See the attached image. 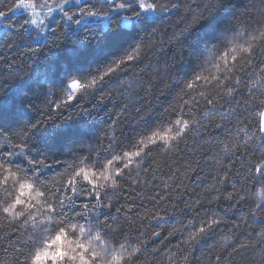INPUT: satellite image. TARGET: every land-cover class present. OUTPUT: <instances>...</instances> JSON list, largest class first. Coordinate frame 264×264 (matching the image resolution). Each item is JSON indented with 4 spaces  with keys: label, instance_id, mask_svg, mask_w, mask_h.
<instances>
[{
    "label": "trees",
    "instance_id": "1",
    "mask_svg": "<svg viewBox=\"0 0 264 264\" xmlns=\"http://www.w3.org/2000/svg\"><path fill=\"white\" fill-rule=\"evenodd\" d=\"M39 2L43 3V0ZM122 2L129 5L127 11H111L106 19L83 18L79 25L67 22L63 13L57 10L48 21L46 35L42 39H37L31 26L20 27L31 18L24 10H14L5 21H0V160L11 158L13 168L23 169L25 174L39 180L53 200L56 199V190L64 185L67 174L74 169H92L98 173L97 181L104 182L99 172L112 153L122 155L124 151H135L139 140L144 138L139 133L151 130L159 123L150 118L138 124L144 109L151 107L152 101L165 92L158 103L163 105L171 100L161 117L166 129L172 128L176 119L186 118L188 112L195 111L194 107L186 108L185 100L190 105L198 102L203 106L204 98L200 93L214 94L217 88L212 77L225 75L223 68L213 67L214 51L208 53L201 67L203 58L226 30H231L230 25L238 16L242 22L253 21L262 8L261 0H176L175 8L172 0H157L169 11L141 12L139 16L124 19L130 12L139 11V5L137 0ZM151 2L147 0V3ZM47 3L59 9L63 0H47ZM9 5L15 7L13 0H0V9ZM80 5L99 14L107 12L103 2L98 0L83 1ZM80 5L69 3L65 9L78 12ZM209 8L215 11L181 37L174 47L169 41L173 29L178 35L181 29L191 26L190 21ZM158 25L159 32L152 38L156 41L155 49L150 51L145 45L138 53L148 56V68L141 73L143 86L134 93L138 98L118 96L117 91L111 89V85L118 82L117 78L84 99H81L83 89L71 90L69 85L73 79L83 83L94 74V70L99 71L113 60L117 61L112 68L119 72L116 68L120 63L118 59L140 42L147 31ZM52 29L56 30L55 33ZM37 44L41 49L34 53L31 49ZM139 66L142 67L143 62ZM241 66L247 71H242ZM196 76H204L207 82L196 80ZM227 76L231 81L242 78L238 87L244 95H248V89H254L259 98V89L264 85L260 77L264 73H260L258 68H248L241 62ZM192 77L193 80L188 81ZM186 81L193 83L192 89L184 87ZM98 87L94 85L89 91ZM69 95L75 97L70 105ZM236 98L243 99L240 96ZM202 116L203 112H200L195 118ZM245 116L256 123L255 113H245ZM38 120L44 123L25 137V129L37 124ZM228 126L235 132V122ZM208 133L215 136L211 126ZM201 134L210 138L203 129ZM232 138L227 136L222 138V142L213 141L212 152L205 151L208 145L199 136L173 141L172 148L158 142L143 150L145 154L139 164L125 170L131 175L122 176L118 188H107L102 192V195L107 193L104 199L114 208L122 209L119 216L113 212L120 223L111 231L104 226L106 231L121 242L128 239L146 242V250L139 257L138 264H218L217 256L222 257V264H259L257 252L260 244L256 243L260 240L256 235L260 231L259 226L248 227L245 224L238 230L235 224L248 212L249 205L264 198L261 189L256 185L252 190L253 185L248 183L243 190L245 200L225 212L230 205H235L240 179L232 177L237 180V188L233 189L227 178L217 175L221 166L212 159L213 153L231 142ZM250 143L254 145L255 141ZM17 144L22 148H17ZM221 156L226 161L229 159L223 153ZM28 160L35 161V171ZM40 161L44 162L43 165ZM239 166L240 161L236 160L235 167ZM112 167L116 168L117 164L113 163ZM220 179L224 180L222 185L217 184ZM81 186L90 187L82 178L79 180L75 203L69 208L71 202L65 200V215L60 214L63 218L84 222L95 219V213L101 211L99 208H84V204L95 202L87 194L79 192ZM228 192L233 194L232 201L224 198ZM257 193H260L259 197ZM157 194L165 199L158 202L152 199ZM59 195L63 198V193ZM210 210L227 220L222 225L223 231L210 233L198 244L190 246L187 241L193 229L186 225L192 220L198 227L201 219H211ZM157 215L168 216L169 221H160L164 226L159 227L154 218ZM99 220L105 225L104 217ZM108 223L115 222L109 220ZM154 231L160 232V236L154 237ZM225 236L230 239L225 241ZM33 243L29 232L21 228L19 222L8 223L0 216V264H22L24 251ZM238 243L249 246L233 251L232 245ZM17 247L23 251L17 252Z\"/></svg>",
    "mask_w": 264,
    "mask_h": 264
},
{
    "label": "snow or ice",
    "instance_id": "2",
    "mask_svg": "<svg viewBox=\"0 0 264 264\" xmlns=\"http://www.w3.org/2000/svg\"><path fill=\"white\" fill-rule=\"evenodd\" d=\"M74 2L77 5H80V0H63V3L59 5V11L63 13L64 19L72 24L79 25L82 22L83 18H94L99 17L106 19L111 11L114 10H124L127 11L129 5L122 2V0H103V5L107 9L105 14H99L97 11H92L86 9L84 5H80L78 12H75L71 9L66 10L65 5ZM139 5V11H132L128 15L124 17V19H130L136 16H139L141 12H146L149 10L152 11H165L167 10L166 5H161L157 3V0H152L151 3H147L146 0H137ZM13 7L9 5L6 9H0V21H5L8 15L17 9H31L33 15H37L35 12L36 7H48L47 0H43L41 4L39 0H35L34 3H26V0H13ZM172 7H177L176 4H172ZM55 10L51 7L48 8V15L51 14ZM25 25L34 26L37 32V36L42 35L43 31L48 27L46 25L45 20H37L28 18L24 21V24L20 25L21 28H24ZM5 26H10L5 24ZM53 33H55V29H52ZM35 37V39H36ZM41 49V45L37 44L36 47L32 48L31 51L37 53ZM139 49L137 50V55L139 53ZM245 52H250V49L245 48ZM135 60V56L129 55L126 57V60L121 61L120 63H132ZM232 63H235V58H233ZM248 68H258L260 73H264V49H261V54L259 56H252V59L245 62ZM242 71H247L244 66H241ZM114 69L110 68L108 72L104 73L100 76L101 80H104L106 76L110 75ZM201 78L198 76L196 80H200ZM207 82V78H203ZM261 80H264V76L260 77ZM216 88L217 91L214 94H206L201 92L200 95L204 98V104L201 106L198 102L193 106L190 105L187 100L184 101L186 108L194 107L195 111L188 112L186 118H178L174 122L175 131L173 128H168L163 133L155 132L149 136H146L139 140L138 145H136L135 151H124L122 155H118L115 152L108 158V163L104 165V167L100 170L99 176L100 179L104 181V184H101L97 181L96 177L98 173L92 169L88 168H79L78 170H73L67 174L66 181L63 186L56 190V199L59 201L60 206V214L65 215V200L70 201L69 208L72 207V204L75 203V197L78 194L77 185L79 180L82 178L83 181L90 187L81 186L79 189L80 193L87 194L92 201L95 203L92 204H84V208L88 209L91 207L92 209L99 208L101 211L95 213V217L99 219L100 217H104L105 219V227L111 231L116 225L120 223L119 220L116 219V216L122 214V209L120 207H113L112 203L106 201L104 199V195L102 193H98V189L104 188L107 189V185H112L113 189L118 188L119 181L122 176L131 175L130 172L125 171L131 169L133 164H139L144 155V149H150L151 145H156L158 142H163L168 148H172V142L181 140V138H186L187 136L197 137L204 140V143L208 145V148L205 149L206 152H212L213 149V141H221L222 138L227 136H232V140L229 143L223 145V147L214 152L212 155V159L215 160L217 165L221 166V170L217 172V175H222V177L227 178L228 182L231 184L233 189L237 188V180L232 177L240 179V191H238L237 196L235 197V205H230L229 209H225V212L229 211L231 208L236 205H240L241 201L245 200V195L243 194V190L246 189L247 184L251 183L253 185V189L256 185H258L261 189V196L264 197V85L259 89L260 96L257 98L256 91L254 89H248V95L245 96L243 90H241L238 86L242 84V78L237 77L234 81H231L230 78L227 77H215ZM95 84V81L92 82ZM193 83L188 85L189 89L193 88ZM69 87L73 90L80 89L82 84L79 80L73 79L69 85ZM247 87V85H245ZM243 97L242 100H238L236 97ZM73 97L69 95L68 101H71ZM200 112H203V116L200 119H196ZM245 113H255L256 114V123L253 124L252 120L248 119L245 116ZM219 117V119H216ZM243 117V118H242ZM49 119L51 120V115L49 114ZM207 122V123H205ZM227 122V123H225ZM235 122V132H233L232 128L228 125ZM44 122L38 120L37 124L32 125L31 128L25 129L24 135L27 137L32 129L36 128L38 125H42ZM209 126L212 127L215 132V136H212L208 133ZM201 129L204 130V133L207 134L210 138H205L204 134H201ZM241 133H243V137H241ZM255 141L253 145L252 141ZM17 148H22L20 144L16 145ZM111 147V145H110ZM257 152L259 155H257ZM223 153L225 156L229 157L226 161L222 156ZM11 153L8 154L11 157ZM8 160H0L3 162L11 161ZM236 160L240 161V166L238 168L235 167ZM41 165H43V161H40ZM116 163L117 167L113 168L112 164ZM28 164L32 165L33 171H35V161L28 160ZM3 167V163H0V168ZM235 169V170H233ZM20 171H24L23 169H19ZM38 176V174H37ZM224 180H217V184H223ZM28 187L31 185L25 181V183L21 184V188ZM219 191V189H217ZM60 193H63V198H61ZM71 193V195H68ZM39 193H37V196ZM225 199L232 201L234 199L233 194L228 192ZM152 199L164 200L165 197L163 195L157 194ZM21 201L17 200L15 204L10 205L5 208L4 211L10 214H16V207L20 204ZM131 212V209L128 210ZM113 212H115L116 216H113ZM211 219H201L199 226L189 220L188 225L186 227H190L193 229L190 234V238L187 243L191 246L193 243L198 244L200 240L205 239L210 233H213L217 230L223 231L222 225L227 223V220L224 216L218 215L214 210H210ZM158 222L159 227H163L164 224L159 223L160 221L168 222V216L157 215L154 217ZM109 220L114 221L115 223H108ZM248 227L259 226L260 231L256 233L257 236L260 237V240L264 242V198L260 199L259 202H255L254 204L249 205V210L246 214L240 217V222L235 224L236 229H241L244 225ZM231 232L232 229L230 228ZM154 237H159L160 232L154 231L152 233ZM225 241L229 240L228 236L224 237ZM146 246V242H145ZM247 243H238L233 244V251H237L238 249H243L248 247ZM254 246V245H253ZM83 247V246H81ZM17 252H22L23 249L20 247L16 248ZM39 259V255L37 256ZM119 259V258H117ZM216 260L218 264H222V257L217 256ZM19 264V262H18Z\"/></svg>",
    "mask_w": 264,
    "mask_h": 264
},
{
    "label": "clouds",
    "instance_id": "3",
    "mask_svg": "<svg viewBox=\"0 0 264 264\" xmlns=\"http://www.w3.org/2000/svg\"><path fill=\"white\" fill-rule=\"evenodd\" d=\"M261 3V11L253 21L242 22L238 16L232 22L230 25L231 30H226L222 38L211 46L203 58L201 67H203L208 53L214 51L216 55L213 58V67L223 68L225 70L224 77H227V73L232 71L237 64L245 63L251 60L252 56L261 54V49H264V0H261ZM159 4L164 5L163 3ZM172 4H176V0H172ZM167 11L169 9L159 12L166 13ZM214 11L213 8H209L207 11L202 12L195 17V20L190 21V27L181 29L178 35L174 28L169 41L175 47L181 37ZM159 28L158 25L147 31L140 42L136 43L125 56L118 59L121 62L125 60V57L133 55L135 56V63L116 64L119 72L114 69L104 80H101L100 76L108 72L117 60H113L99 71L94 70V74L81 83V89H83L81 99L93 95L97 89L108 84L114 78H117L118 82L112 84L111 89H115L118 96L128 99L138 98L134 93H137L143 86L141 73L146 72L148 68V56L137 55V50H141L145 45L150 51L154 50L156 41L152 38L158 34ZM245 48L250 49V52H245ZM233 58H235V63H232ZM141 62H143L142 67L139 66ZM199 77L201 79L205 78L204 76ZM215 77L219 76H213L212 79L214 80ZM191 80H193V77L188 81ZM93 81H95V84L92 83ZM188 81L184 83V87L187 89H189L188 85L192 84ZM94 85L99 87L94 91H89ZM181 90L182 88L179 91ZM166 93L152 101L151 107L145 108L141 113L142 120L138 124L150 118L159 121V123L151 130L140 132V136L146 137L155 132L163 133L167 130L163 127L165 121L161 117L171 100L163 105L158 103ZM72 97L73 99L69 101V105L75 101V97ZM60 119L64 120L65 118L60 117ZM172 128L175 131L174 125ZM0 163H3V167L0 168V193H2L0 216H3L8 223L19 222L20 227L29 232L34 241L32 246L24 251L22 264H138L139 257L146 250V246L142 241L128 239L121 242L115 239L110 232L106 231L104 225L97 218L84 222L63 218L60 215L59 201L57 199L53 200L49 196L47 188L41 185L39 180L25 174L24 171H20L18 168H13L11 161H0ZM25 181L31 185L30 188H21V184ZM101 184H104V182H101ZM107 188H112V185H107ZM104 190V188H100L98 193H102ZM37 193H39L38 196ZM259 195L260 193H257L258 197ZM17 200L21 201L16 207L18 215L4 211L5 208L15 204ZM259 201L260 199L256 200V202ZM256 243L260 244L257 252L259 264H264V242L258 240ZM38 255L39 259L37 258Z\"/></svg>",
    "mask_w": 264,
    "mask_h": 264
},
{
    "label": "rangeland",
    "instance_id": "4",
    "mask_svg": "<svg viewBox=\"0 0 264 264\" xmlns=\"http://www.w3.org/2000/svg\"><path fill=\"white\" fill-rule=\"evenodd\" d=\"M83 1H87V0H80V3L83 2ZM98 1L103 2V0H98ZM123 1L127 2V1H129V0H123ZM146 2H147V0H146ZM26 3H34V2H27V1H26ZM72 3H73V2H72ZM41 4H42V3H41ZM49 7L53 8V9L55 10V11L51 14V16L48 15V8H49ZM22 10L28 12L32 19L45 20V23H46V25H47V24H48V21L51 19V17L53 16V14L57 12L58 9H57V8H54V7H53V4H52V6L48 4V7H36L35 12L37 13V15H33L31 9H27V10H25V9H17L16 12H20V11H22ZM146 12H147V13H154V11H152V10H149V11H146ZM95 19H99V18H95ZM31 27H32V31L37 35V32H36L35 27H34V26H31ZM46 31H47V28L43 31L42 35H40V36L37 37V39H42V38H44L45 35H46ZM71 90H72L73 92H75V91H77L78 89H77V90H73V89H71Z\"/></svg>",
    "mask_w": 264,
    "mask_h": 264
}]
</instances>
